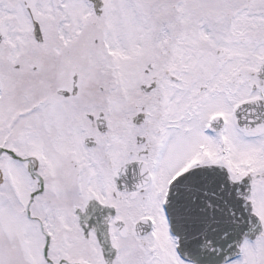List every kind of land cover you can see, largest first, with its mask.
<instances>
[{
	"label": "snow or ice",
	"instance_id": "snow-or-ice-1",
	"mask_svg": "<svg viewBox=\"0 0 264 264\" xmlns=\"http://www.w3.org/2000/svg\"><path fill=\"white\" fill-rule=\"evenodd\" d=\"M0 264H264V0H0Z\"/></svg>",
	"mask_w": 264,
	"mask_h": 264
}]
</instances>
